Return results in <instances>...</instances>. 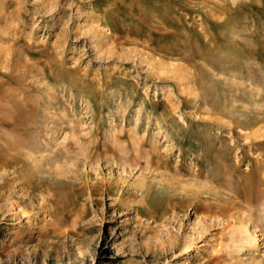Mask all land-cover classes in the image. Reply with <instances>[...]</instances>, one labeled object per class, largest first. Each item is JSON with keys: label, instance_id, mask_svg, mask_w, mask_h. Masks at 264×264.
Listing matches in <instances>:
<instances>
[{"label": "rangeland", "instance_id": "1", "mask_svg": "<svg viewBox=\"0 0 264 264\" xmlns=\"http://www.w3.org/2000/svg\"><path fill=\"white\" fill-rule=\"evenodd\" d=\"M0 264H264V0H0Z\"/></svg>", "mask_w": 264, "mask_h": 264}, {"label": "bare ground", "instance_id": "2", "mask_svg": "<svg viewBox=\"0 0 264 264\" xmlns=\"http://www.w3.org/2000/svg\"><path fill=\"white\" fill-rule=\"evenodd\" d=\"M231 217V216H230Z\"/></svg>", "mask_w": 264, "mask_h": 264}]
</instances>
